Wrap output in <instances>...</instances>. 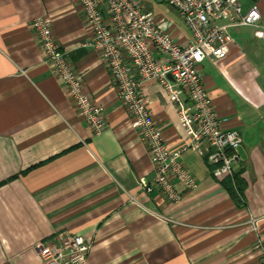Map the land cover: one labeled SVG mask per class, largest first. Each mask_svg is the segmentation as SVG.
I'll use <instances>...</instances> for the list:
<instances>
[{"label": "crops", "instance_id": "1", "mask_svg": "<svg viewBox=\"0 0 264 264\" xmlns=\"http://www.w3.org/2000/svg\"><path fill=\"white\" fill-rule=\"evenodd\" d=\"M137 2L177 44L190 42L181 17L156 7L165 0ZM238 2L242 14L255 6L264 26V0ZM38 17L50 19L84 93L103 107L99 135L43 64L30 28ZM228 34L226 59L198 70L221 129L241 139L240 162L218 182L206 156L184 152L180 163L197 187L173 205L138 186L153 178L148 154L98 53L81 47L76 1L0 0V264H41L34 245L61 232L88 244L84 264H264V40L252 27ZM141 93L166 145L177 148L183 135L165 91L146 81ZM238 181L239 206L225 187Z\"/></svg>", "mask_w": 264, "mask_h": 264}, {"label": "built area", "instance_id": "2", "mask_svg": "<svg viewBox=\"0 0 264 264\" xmlns=\"http://www.w3.org/2000/svg\"><path fill=\"white\" fill-rule=\"evenodd\" d=\"M82 13L86 39L82 48L98 53L115 86L117 98L129 118V126L145 147L153 178L138 180L143 194L158 191L169 204L196 189L195 178L180 163L192 151L206 156L212 176L222 182L233 177L239 164L241 139L234 130H223L198 66L204 60L214 65L224 61L231 43L229 29L252 27L254 37L264 40V26L255 6L241 13L238 0H165L182 19L190 42L177 44L137 0H75ZM47 17L30 22L43 64L71 99L74 109L94 135L106 126L104 109L84 93L79 73L66 53L55 43ZM155 81L176 108L182 142L169 148L152 119L141 93L144 82ZM134 202V200L132 199ZM252 230L256 221L250 220ZM41 264H84L88 244L77 235L57 233L34 245Z\"/></svg>", "mask_w": 264, "mask_h": 264}, {"label": "trees", "instance_id": "3", "mask_svg": "<svg viewBox=\"0 0 264 264\" xmlns=\"http://www.w3.org/2000/svg\"><path fill=\"white\" fill-rule=\"evenodd\" d=\"M235 180L237 181V177H234ZM225 187L227 188V191L229 192V195L231 196V198L233 200L236 201L237 205L239 206V202H242V196H241V191H242V187H241V182H237V185L235 187V189H231L229 182L225 183Z\"/></svg>", "mask_w": 264, "mask_h": 264}, {"label": "rangeland", "instance_id": "4", "mask_svg": "<svg viewBox=\"0 0 264 264\" xmlns=\"http://www.w3.org/2000/svg\"><path fill=\"white\" fill-rule=\"evenodd\" d=\"M139 1L142 2V3H144V2L147 1V0H139ZM156 7H157L158 9H160L162 12H163V11H166L167 9H169L168 6L166 5V3H163V4H157Z\"/></svg>", "mask_w": 264, "mask_h": 264}]
</instances>
